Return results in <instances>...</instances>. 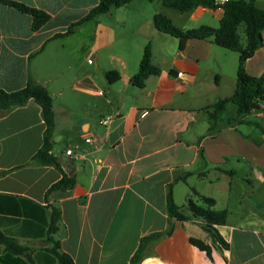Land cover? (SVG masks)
I'll return each instance as SVG.
<instances>
[{
	"label": "crops",
	"instance_id": "obj_1",
	"mask_svg": "<svg viewBox=\"0 0 264 264\" xmlns=\"http://www.w3.org/2000/svg\"><path fill=\"white\" fill-rule=\"evenodd\" d=\"M12 1L50 18L32 30L30 15L0 3V89L44 86L54 113L51 154L75 184L45 196L61 173L29 164L45 129L33 100L0 110V233L23 247L12 254L0 243V264H56L46 243L53 207L59 251L73 264H129L142 237L169 228L139 264H264V117H226L228 102L210 129L203 111L233 93L238 54L200 39L179 50L153 25L162 14L182 30L215 29L221 7L177 12L162 0H132L56 37L99 0ZM253 1L264 9V0ZM261 36L244 67L253 77L264 73V29ZM146 45L160 73L138 88L130 78ZM108 71L119 80L108 83ZM67 148L78 157L65 156ZM169 185L177 206L207 197L227 212L215 226L226 246L200 221L168 217Z\"/></svg>",
	"mask_w": 264,
	"mask_h": 264
},
{
	"label": "trees",
	"instance_id": "obj_2",
	"mask_svg": "<svg viewBox=\"0 0 264 264\" xmlns=\"http://www.w3.org/2000/svg\"><path fill=\"white\" fill-rule=\"evenodd\" d=\"M130 1L132 0H99L98 4L90 9L84 17L72 23L63 34L56 35V37L66 36L72 33L75 26L90 21L100 14L107 13L112 7H120ZM147 1L152 2L153 0ZM0 3L30 15L32 18V30H37L50 18L47 13L41 10L12 0H0ZM162 4L164 7L177 12H188L196 6L206 9L221 7L223 11L219 25L215 29L208 26H199L194 29L182 30L173 26L170 20L162 14H155L153 16L154 28L163 34L177 39L179 50L183 49L186 40L200 39L211 40L215 45L238 54L233 93L229 98L219 99L209 107L203 109L207 115L209 128L211 129V127L218 123L225 112L228 102L236 106L237 117L256 110L264 98V73L258 77L249 76L244 67L246 60L262 45L261 31L264 29V9L258 8L253 0H228L222 5L215 4L214 0H162ZM159 73L160 69L151 63L150 47L146 45L143 49L137 71L130 78V84L141 88L148 76L158 75ZM105 78L108 83L113 84L119 80V74L116 71H108L105 74ZM29 100H33L40 107L41 117L45 126L42 145L33 155L29 164L51 165L60 171V179L47 189L45 196L54 191L64 192L69 190L74 186L75 179L61 170L57 157L51 154L54 113L51 98L44 86L34 84L28 80L23 88L16 91L6 92L0 89V110L5 111L13 107L23 106ZM199 201L201 205L195 203L191 198H187L184 205L177 206L173 201L171 185H169L166 193L167 215L178 222L200 221L201 227L206 232L210 233L221 245L226 246L215 226L224 224L227 212L225 210H215L213 208L214 201L210 198L200 197ZM59 221V210L53 207L47 229L46 243L49 245L48 251L54 255L56 264H73L69 255L59 251V241L56 239L59 231ZM169 232L170 228L164 232L152 233L142 237L129 264H139L146 254L148 246L157 242L163 235ZM190 241L198 247L203 248L201 242L193 239ZM0 243L5 245L7 251L12 254L23 252V247L1 233Z\"/></svg>",
	"mask_w": 264,
	"mask_h": 264
},
{
	"label": "built area",
	"instance_id": "obj_3",
	"mask_svg": "<svg viewBox=\"0 0 264 264\" xmlns=\"http://www.w3.org/2000/svg\"><path fill=\"white\" fill-rule=\"evenodd\" d=\"M228 0H214V3L217 5H222L224 3H226ZM256 111V115L259 117H264V98L263 100L259 103L258 108L255 110ZM106 121H103V123H105ZM93 140V138L91 136H87L84 138L85 143H91ZM65 156L70 157V158H77L78 154L75 153L72 149L67 148L64 151Z\"/></svg>",
	"mask_w": 264,
	"mask_h": 264
},
{
	"label": "rangeland",
	"instance_id": "obj_4",
	"mask_svg": "<svg viewBox=\"0 0 264 264\" xmlns=\"http://www.w3.org/2000/svg\"><path fill=\"white\" fill-rule=\"evenodd\" d=\"M156 1H158V0H156ZM154 5H158V2H155ZM258 5L264 8V3H260V2H258ZM175 13H177V12H175ZM235 53H236V52H235ZM234 108H235L234 104L229 103L228 106H227V110H226V114H225V116L228 117V116H233V115H235L236 113H235Z\"/></svg>",
	"mask_w": 264,
	"mask_h": 264
}]
</instances>
